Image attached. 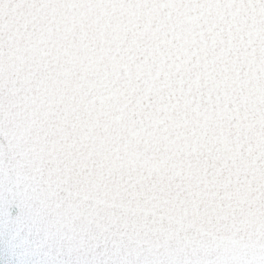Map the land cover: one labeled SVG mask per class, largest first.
I'll return each instance as SVG.
<instances>
[{
  "label": "snow or ice",
  "instance_id": "obj_1",
  "mask_svg": "<svg viewBox=\"0 0 264 264\" xmlns=\"http://www.w3.org/2000/svg\"><path fill=\"white\" fill-rule=\"evenodd\" d=\"M0 264H264V0H0Z\"/></svg>",
  "mask_w": 264,
  "mask_h": 264
}]
</instances>
